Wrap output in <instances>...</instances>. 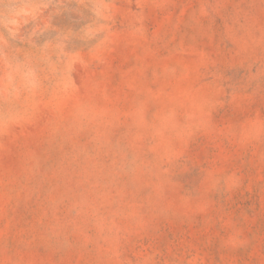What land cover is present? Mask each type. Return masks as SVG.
Returning <instances> with one entry per match:
<instances>
[{
	"label": "rangeland",
	"instance_id": "obj_1",
	"mask_svg": "<svg viewBox=\"0 0 264 264\" xmlns=\"http://www.w3.org/2000/svg\"><path fill=\"white\" fill-rule=\"evenodd\" d=\"M0 264H264V0H0Z\"/></svg>",
	"mask_w": 264,
	"mask_h": 264
}]
</instances>
